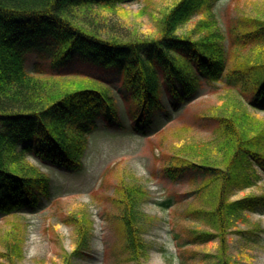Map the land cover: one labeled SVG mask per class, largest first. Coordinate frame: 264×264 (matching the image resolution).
<instances>
[{
	"label": "trees",
	"instance_id": "16d2710c",
	"mask_svg": "<svg viewBox=\"0 0 264 264\" xmlns=\"http://www.w3.org/2000/svg\"><path fill=\"white\" fill-rule=\"evenodd\" d=\"M127 1L0 0V215L6 224L1 264H19L27 236L22 212L50 193V176L32 158L78 171L85 136L97 122L121 123L105 74L121 79L124 112L132 128L144 134L165 110L164 94L177 103L203 86L223 93L221 103L194 114L195 123L211 128L210 139H194L190 124L178 126L172 135L183 141L169 144L161 133L160 157L154 158L174 182L187 170L204 173L188 212L208 226L199 235L218 242L211 264H235L230 238L239 232L235 219L264 205V195L230 196L234 186L252 184L247 169H264V116L259 115L264 112V2L254 15L236 6V17L222 23L217 14L222 0H167L161 7L143 0L136 16L148 17L156 27L141 34L115 16L129 13ZM32 51L48 61L34 74L27 70ZM73 64L71 74H64ZM94 194L116 234L121 264H146L143 234L152 217L140 209L148 197L140 180L116 164ZM62 222L73 234L58 264H73L93 234L90 205L75 206Z\"/></svg>",
	"mask_w": 264,
	"mask_h": 264
},
{
	"label": "rangeland",
	"instance_id": "374dc122",
	"mask_svg": "<svg viewBox=\"0 0 264 264\" xmlns=\"http://www.w3.org/2000/svg\"><path fill=\"white\" fill-rule=\"evenodd\" d=\"M166 2L156 0L160 7ZM263 2L222 0L218 3L217 14L222 23H227L230 18L236 17L235 8L244 6L243 9L254 15L257 5ZM123 6L129 13L115 15L122 23H129L133 31L139 30L141 34L149 29L155 30L156 25L151 24L148 17L139 19L136 16L143 6V0H128ZM47 63L32 51L28 56L27 70L34 74L40 65ZM72 69L67 67L63 73L70 75ZM104 77L108 85L114 86L115 99L120 108L117 116L121 123L108 126L104 120L98 121V126L85 136L86 147L79 156L82 168L78 171L70 172L32 158L31 161L50 176L51 188L49 196L43 197L36 207L24 211L27 236L19 264L61 262L62 247L67 250L71 248L73 234L72 228L62 222V216L80 204L90 205L94 231L88 247L73 260V264H121L116 234L105 221L104 206L96 201L94 194L101 188L100 183L106 173L116 164H120V168H127L148 192V197L140 207L142 212L152 217V220L145 222L143 234L150 256L146 264H211L214 259L212 255L218 250V242L214 238L199 235V230L204 227L207 229L208 226L188 212V205L196 202L193 191L204 179V173L187 170L174 182L161 173L162 163L154 158L160 157L161 149L156 145L161 133H164L169 144L183 141L172 135L178 126L190 124L193 126L190 133L194 139H210L213 134L211 128L195 123L194 114L207 106L221 103L218 95L223 93L216 95L212 88L203 86L188 101L178 102L176 106L164 94L161 101L166 108L159 113L155 125L147 127L149 133L145 135L131 128L124 112L125 93L119 77H108L107 74ZM259 115L264 116V112ZM246 173L250 174L252 184L249 187L234 186L230 193L232 199L244 198L249 194L257 197L264 195V169L254 165V169H247ZM115 176H111L112 180ZM107 191L112 194L113 187L109 186ZM166 202L169 204L165 205ZM242 216L244 220L235 219L234 224L239 232L233 231L230 237L232 258L235 264H264V205H258L253 212L244 211ZM56 224H59L58 231H53L51 226ZM4 227L6 224L0 215V251ZM2 262L0 256V264Z\"/></svg>",
	"mask_w": 264,
	"mask_h": 264
}]
</instances>
